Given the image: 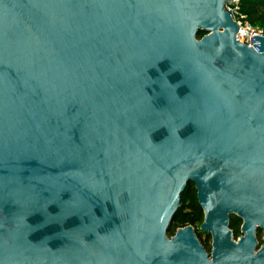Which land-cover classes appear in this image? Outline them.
<instances>
[{"label": "water", "instance_id": "obj_1", "mask_svg": "<svg viewBox=\"0 0 264 264\" xmlns=\"http://www.w3.org/2000/svg\"><path fill=\"white\" fill-rule=\"evenodd\" d=\"M232 2L0 0V264H264V36ZM189 184L211 253L169 235Z\"/></svg>", "mask_w": 264, "mask_h": 264}, {"label": "trees", "instance_id": "obj_2", "mask_svg": "<svg viewBox=\"0 0 264 264\" xmlns=\"http://www.w3.org/2000/svg\"><path fill=\"white\" fill-rule=\"evenodd\" d=\"M232 7V6H230ZM238 19L253 28L260 29L264 32V0H239ZM206 35V32H200L199 38ZM205 214L199 204L197 190L194 184H189L186 192L182 196L181 208L173 221L170 236H174L179 228L193 226L197 236L209 253L212 250V238L203 234L200 227L204 222ZM242 221L238 217H233L230 222V229L233 231L234 238L238 240L241 236Z\"/></svg>", "mask_w": 264, "mask_h": 264}, {"label": "built area", "instance_id": "obj_3", "mask_svg": "<svg viewBox=\"0 0 264 264\" xmlns=\"http://www.w3.org/2000/svg\"><path fill=\"white\" fill-rule=\"evenodd\" d=\"M238 5H239V0H233L231 5L227 7L228 12L232 15L234 21L239 25V31L237 33V39L239 42L242 44H247L248 46H253L254 45V37H261L264 36V32L260 29L253 28L247 24H243L239 19H238ZM232 6V7H230Z\"/></svg>", "mask_w": 264, "mask_h": 264}, {"label": "flooded vegetation", "instance_id": "obj_4", "mask_svg": "<svg viewBox=\"0 0 264 264\" xmlns=\"http://www.w3.org/2000/svg\"><path fill=\"white\" fill-rule=\"evenodd\" d=\"M233 217H237V216H236V215H231V217H230V222H231V219H232ZM238 218H239V217H238ZM239 219H240V218H239ZM241 221H242V219H241ZM242 225H243V221H242ZM242 225H241V227H242ZM258 233H264V229L261 228L260 226H258V229H257V235H258ZM257 239H258V237H257ZM258 242H259V239H258ZM259 244H260V245L263 244V239H262V242H261V243L259 242Z\"/></svg>", "mask_w": 264, "mask_h": 264}, {"label": "rangeland", "instance_id": "obj_5", "mask_svg": "<svg viewBox=\"0 0 264 264\" xmlns=\"http://www.w3.org/2000/svg\"><path fill=\"white\" fill-rule=\"evenodd\" d=\"M199 229H200V228H199ZM169 235H170V234H169ZM170 237H172V236H170ZM257 237H258V239H259V242L261 243V242H262V239H263V237H264V233H258ZM203 238L206 239V235H205V234H203ZM211 244H212V243H211Z\"/></svg>", "mask_w": 264, "mask_h": 264}]
</instances>
